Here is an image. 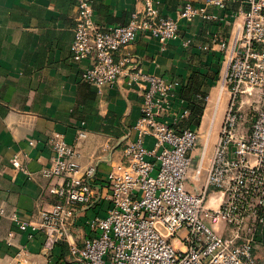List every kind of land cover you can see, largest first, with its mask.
Segmentation results:
<instances>
[{"label": "built area", "instance_id": "obj_1", "mask_svg": "<svg viewBox=\"0 0 264 264\" xmlns=\"http://www.w3.org/2000/svg\"><path fill=\"white\" fill-rule=\"evenodd\" d=\"M140 2L127 25L104 28L92 0H78L73 26L72 58L90 63L85 82L102 91L126 77L139 87L142 115L124 136V161L101 183L98 166H82L78 148L53 132L42 176L60 180L49 189L57 202L33 221L12 219L23 232L45 235L48 253L68 243L75 264H264L256 253L264 231V0H246L241 30L233 44L221 46L230 101L209 163L206 145L194 168L202 137L197 129L177 128L191 114L177 96L179 84L145 72L127 49L139 35L165 48L179 38V20L214 17L188 3L178 18H166L158 0ZM210 3L225 7L223 0ZM27 160L17 154L11 165L29 174ZM102 201L109 209L90 220L93 234L78 245L72 234L79 209ZM32 257L20 248L11 264H36Z\"/></svg>", "mask_w": 264, "mask_h": 264}, {"label": "crops", "instance_id": "obj_2", "mask_svg": "<svg viewBox=\"0 0 264 264\" xmlns=\"http://www.w3.org/2000/svg\"><path fill=\"white\" fill-rule=\"evenodd\" d=\"M210 1L158 0L160 14L166 18H178L188 3L206 8L214 18L179 20L180 36L165 48L154 38L139 35L127 49L145 72L177 82L179 98L189 105L203 103L198 123L193 122L196 114L191 109L177 128L200 131L195 157L198 160L207 145L208 163L230 101L229 90L223 88L225 51L221 46L233 44L249 8L246 0H223L225 7ZM77 3L0 0V264H11L20 248L28 249L36 264H75L68 243H58L48 253L45 235L23 232L12 216L33 221L57 202L49 189L60 180L42 176L52 155L50 134H64L78 148L80 164L97 165L99 182L105 183L112 166L124 161V136L142 115L139 87L129 86L126 77L102 91L82 79L90 63L72 58ZM92 5L104 28L127 25L142 7L140 0H92ZM80 132L86 137L80 138ZM22 153L28 155L29 174L11 165L14 156ZM109 206L102 201L79 209L72 241L81 245L90 237V220L104 216ZM256 253L264 260L262 250Z\"/></svg>", "mask_w": 264, "mask_h": 264}, {"label": "trees", "instance_id": "obj_3", "mask_svg": "<svg viewBox=\"0 0 264 264\" xmlns=\"http://www.w3.org/2000/svg\"><path fill=\"white\" fill-rule=\"evenodd\" d=\"M189 102H190V101H189ZM202 106H203V103H201V102H199V103H196V102H193V103H192V102H190L189 109H190V111H191V109L195 110V114H196V115H194V117H193V120H194L193 122L198 123L199 118H200L199 114H200L201 111H202ZM197 113H199V114H197ZM192 115H193V114H192ZM258 241L264 245V231H263L262 234H260V235L258 236Z\"/></svg>", "mask_w": 264, "mask_h": 264}, {"label": "rangeland", "instance_id": "obj_4", "mask_svg": "<svg viewBox=\"0 0 264 264\" xmlns=\"http://www.w3.org/2000/svg\"><path fill=\"white\" fill-rule=\"evenodd\" d=\"M228 108V107H227ZM225 118V117H224ZM208 121V120H207ZM216 129V127H215ZM217 129H218V124H217ZM199 156V155H198ZM199 159V158H198ZM197 165V158L195 157L194 160V164H193V168ZM190 182V181H189ZM259 250H262L264 252V248L262 246H260Z\"/></svg>", "mask_w": 264, "mask_h": 264}]
</instances>
